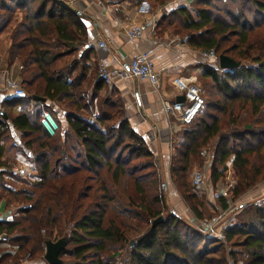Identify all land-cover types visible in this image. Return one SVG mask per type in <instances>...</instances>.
Segmentation results:
<instances>
[{
    "label": "trees",
    "instance_id": "obj_1",
    "mask_svg": "<svg viewBox=\"0 0 264 264\" xmlns=\"http://www.w3.org/2000/svg\"><path fill=\"white\" fill-rule=\"evenodd\" d=\"M14 21L8 62L19 61L26 95L0 102V168L7 166L2 159L13 147L6 142L15 130L34 169L28 174L37 181L31 190L15 191L0 171V200L28 206L10 220L0 219V243L15 249L1 250L0 264L43 258L46 242L60 239L68 243L61 264H228L223 243L199 228L205 192L190 178L211 145L212 187L230 158L237 179L229 190L232 200L264 181V0H192L158 22L196 50L214 49L240 62L221 70L203 65L204 106L186 125L171 159V180L197 228L169 205L154 152L124 115L120 98L98 95L105 84L97 69L89 73L88 50L79 53L87 40L82 16L60 0H0V34ZM35 95L46 102L34 101ZM49 102L63 106L67 115L68 126L60 124L54 136L40 123ZM247 111L251 117L243 121ZM123 182L124 211L137 220L136 230L142 227L134 236L112 205ZM217 204L226 210L230 200L220 196ZM160 216L164 220L153 227ZM235 217L225 233L242 251L228 253L235 261L240 255L245 264H264V205L247 202ZM216 241L220 245H211Z\"/></svg>",
    "mask_w": 264,
    "mask_h": 264
},
{
    "label": "crops",
    "instance_id": "obj_2",
    "mask_svg": "<svg viewBox=\"0 0 264 264\" xmlns=\"http://www.w3.org/2000/svg\"><path fill=\"white\" fill-rule=\"evenodd\" d=\"M60 1L67 3L76 10L82 16L87 27V40L79 47V53L88 50L90 54L87 61V64L90 65L89 73L96 72L100 62H104L111 67H117L120 66L122 58L128 61L141 53L150 52L149 56L154 62L159 75L157 85L149 81L136 79H116L110 85L104 83V88L98 95L112 93L120 98L124 106V115L131 126L147 140L154 152L161 178L168 192L169 205L179 215L190 217L189 220L193 219L194 217L183 208L182 199L170 176L174 148L176 144L182 141V133L186 128V124H182L176 117L171 116L166 111L165 102L184 101L186 89L190 85L199 87L204 96L205 92L201 82L204 63L200 60V51L192 48L187 43L186 38L170 30L167 24L158 23L164 14H168L182 6H190L192 0H166L163 4L157 6H153L149 2L150 0ZM143 2L149 4L148 12L142 11ZM20 17L21 14L18 13L15 21ZM146 18L156 20L155 28L147 30L138 39L128 37L126 31L130 27L142 23ZM15 21L0 34V71L5 70L9 76L18 73L19 68V61H15L13 64L8 62L11 31ZM101 40L108 42V49L99 48L98 42ZM4 75L0 72V102L4 98L13 97L6 93L2 87ZM98 80L97 78L95 81L98 82ZM50 106L51 108L48 110L53 112L61 126H68L66 110L57 106ZM16 134L18 135L17 132ZM232 162L233 158L228 159L227 166L231 167ZM202 168L206 169L207 164ZM208 186L203 190L207 195L210 193V190H208L210 186ZM216 188L218 190L226 188L221 179L216 183ZM256 194L258 193L250 194L248 198L244 197L240 200L241 204L239 202L238 205L253 202L261 197ZM5 203L0 200V219L10 220L13 215H10L11 212L6 210ZM214 205L217 209L222 210L219 204L214 202ZM229 207L232 208L231 205ZM193 220L197 223V220Z\"/></svg>",
    "mask_w": 264,
    "mask_h": 264
},
{
    "label": "built area",
    "instance_id": "obj_3",
    "mask_svg": "<svg viewBox=\"0 0 264 264\" xmlns=\"http://www.w3.org/2000/svg\"><path fill=\"white\" fill-rule=\"evenodd\" d=\"M149 4L143 2L142 11H149ZM156 26V20L154 18H146L142 23L130 27L126 33L131 39H138L149 29H154ZM99 48L108 49L109 44L105 40L98 42ZM150 52L141 53L128 61L125 58H122L120 66L111 67L106 65L104 62L98 64V78L103 81L105 84H112L116 79L120 80H142L149 81L154 85H157L159 82V75L155 69L154 62L150 58ZM200 60L204 64H209L215 67L217 70H221L219 66V55L216 50H203L200 51ZM4 80V90L9 93L11 96H25L26 90L22 86L21 82L18 79H14L9 75L3 76ZM204 106V96L199 87L195 85H190L187 87L185 92L184 101H173L165 102V109L171 115L176 117L182 124L191 123L196 116L202 111ZM40 123L43 128L47 131L50 136H54L56 132L60 129V123L56 116L48 109H43ZM17 132V131H16ZM15 134V145L20 144L19 136ZM18 133V132H17ZM13 171L24 173L27 171L25 168L13 167ZM25 174V173H24ZM193 186L196 190L203 191L206 186L205 174L201 172H195L192 180ZM233 186V181L228 183L225 189L217 190L212 194L213 202H216L220 196L228 197V190ZM28 206H23V209ZM236 208V207H235ZM232 208L223 210L222 213L217 216H212L210 219L199 220V228L208 236L220 240L222 243L227 242V237L225 230L228 228V225H225L226 215L231 212ZM232 213V212H231ZM230 264H245L243 260H233Z\"/></svg>",
    "mask_w": 264,
    "mask_h": 264
},
{
    "label": "rangeland",
    "instance_id": "obj_4",
    "mask_svg": "<svg viewBox=\"0 0 264 264\" xmlns=\"http://www.w3.org/2000/svg\"><path fill=\"white\" fill-rule=\"evenodd\" d=\"M178 35L180 36V34H178ZM181 35H182V33H181ZM182 37H183V35H182ZM244 64L249 65L250 62L249 61H244ZM19 66H20V64H19ZM97 71H98V67H97ZM0 72L4 73L5 75H7V72H5V70H2ZM17 72L19 73V68H18ZM18 73H15V74H13V76H10V77H12L14 79H18L20 81V77L18 76ZM2 87L4 88V80H2ZM88 91H89V93H90V91L92 92L91 87H88ZM0 93H1V90H0ZM104 95H102V96H104ZM114 98L118 99L117 96H114ZM49 104H52V106H57L60 109L61 108L64 109L63 106H61L58 103H54L53 104V103L49 102ZM96 104L97 103L94 101V111H95V113L98 110L97 109L98 105H96ZM87 114L85 113V115H87ZM87 116H89V114ZM250 117H251V113H250V111H247L245 113V115L243 116V121H248ZM89 119L93 120L94 119V115L90 116ZM18 136H19V134H18ZM15 139H16V137H15V134H14V135L11 136V139L6 142L7 146H13V147H10L11 149H9V152H7L6 155L2 159L4 161L7 160V166L0 168V171L5 172L3 174L2 181L4 182V184H7V185L11 186V188H13L15 191L24 190V189H30L31 190L32 189V183L37 181L36 180L37 177L36 176L33 177V175L28 174L30 172H34L33 167H30L29 157L26 156V155H28V149L25 148V146L22 144L21 140H19L20 144L15 145L14 144ZM19 139H20V137H19ZM213 155H214L213 146L210 145L209 147H206V149L203 151V155H202L203 156L202 164L199 167L194 166L193 171H192V176L190 178V180L192 182L194 173L196 171L197 172H201V173L205 174L207 186H208V184L210 186V187L208 186L209 187L208 190H210V193L208 195H204L205 193L204 194H200L202 196V198L205 200V202H204L205 203V206H204V218H202L200 220L210 219L212 216L213 217L217 216L218 214L223 212L222 210H219V209L216 208V206L214 205V202L212 200V197H210V196H212V194L215 191L218 190L217 188L212 187L213 181H212V176H211V163H212ZM206 164H207V168L203 169L202 167L205 166ZM232 164H233V162H232ZM13 167L24 168V169L26 168L27 171L24 172L25 174L24 173L21 174L19 172L13 171L12 170ZM158 170H159V166H158ZM223 170H224L223 171L224 173H223V177L221 178V181L223 182V185L227 186L228 183L233 181V186H234L237 183V179H236V177L234 175V167H233V165L231 167H228L227 163H226V165L224 166ZM159 173H160V171H159ZM160 179L162 180L161 175H160ZM164 187L166 188L165 184H164ZM120 191H121L120 198L117 199L112 205H113V207L116 209V211L118 213L122 212L123 215L120 214L122 219L126 223H128L130 226H132L133 229H130V235L131 236L137 235V233H139L142 230V227H140V228H138V230H136L135 228H136L137 223H138L137 220L134 219V218H131L130 216H128L125 213V211H124V208L127 205L126 199H125L126 194H125V189H124V182L121 185V190ZM165 191H166V195L168 196L167 190H165ZM197 191L199 192V190H197ZM263 191H264V181L259 183L258 185H256L254 188L250 189L242 198L237 199V200H232V193L230 194L229 193L230 191H229L227 198L230 199V205L232 206V210H231L232 213L229 212L228 215H226L225 225H228V223L229 224H233L235 222V220H236L235 214L239 210V209L237 210V208L240 207V204H241L240 200H242L244 197L248 198V197H250V194H253V193L256 192V193H258L256 195H259L261 197H259V199H256L253 202H257L258 205H264V193H263ZM180 197H181V195H180ZM181 199H182V197H181ZM3 201L6 202V200H3ZM239 202H240V204L238 205ZM181 203H182L183 208L186 211H188L193 217V213H192L191 209L187 206V204L184 202L183 199H182ZM215 203H217V201ZM5 205H6V210L11 212L10 215L16 216V212L19 210V208H23L24 203L21 202V201H18V202L11 201L9 204L5 203ZM171 208H172V206H171ZM176 209H178V208H176ZM177 211L179 212L180 210H177ZM185 218L186 219L188 218V220H189L190 217H186L185 216ZM190 220H192V222H193L192 224L197 228V226H196L197 223L195 225V221L193 219H190ZM218 241L221 242L220 240H218ZM211 245H220V243H218L216 241L215 243H212ZM7 249H9L11 251L15 250L8 243H0V251L1 250L2 251L3 250L6 251ZM44 249H45V252H46V245H45ZM222 249L226 250L228 264H230V262L235 259L233 254H229L228 252H231V251H233V252H241L242 251L241 247L233 245L232 242L223 243V248ZM236 258H238V261L239 260H243L245 262V258H243L240 255H238V257H236ZM21 264H48V262L45 260V258L43 256V258H40V259L36 258V259L24 260Z\"/></svg>",
    "mask_w": 264,
    "mask_h": 264
},
{
    "label": "water",
    "instance_id": "obj_5",
    "mask_svg": "<svg viewBox=\"0 0 264 264\" xmlns=\"http://www.w3.org/2000/svg\"><path fill=\"white\" fill-rule=\"evenodd\" d=\"M219 66L221 69H232L240 66V62H237L227 55L221 54L219 55ZM33 100L36 102H46V99L44 97L38 95L33 96ZM1 115L7 118L6 112L4 110L1 112ZM163 220L164 216H160L153 221L152 226H156ZM67 244V240L65 239H60L57 241L50 240L46 242V252L44 258L48 262V264H61L62 260L60 258V254L66 248ZM134 244L135 241L132 240L131 246H134Z\"/></svg>",
    "mask_w": 264,
    "mask_h": 264
}]
</instances>
